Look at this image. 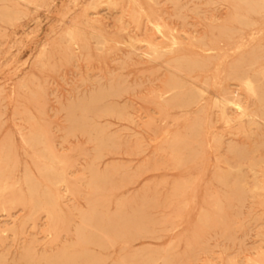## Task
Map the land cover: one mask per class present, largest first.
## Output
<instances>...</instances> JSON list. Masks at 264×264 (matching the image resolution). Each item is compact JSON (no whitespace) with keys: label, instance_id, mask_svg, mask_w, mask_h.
<instances>
[{"label":"rangeland","instance_id":"374dc122","mask_svg":"<svg viewBox=\"0 0 264 264\" xmlns=\"http://www.w3.org/2000/svg\"><path fill=\"white\" fill-rule=\"evenodd\" d=\"M10 2L13 15H0V170L11 166L13 179L0 186V264H264V57L240 66L258 97L230 60L174 61L205 56L196 38L228 23L231 4ZM157 23L175 29L177 53ZM230 96L255 121L232 106L223 114L215 100ZM50 179L63 194L54 212L43 207L53 209Z\"/></svg>","mask_w":264,"mask_h":264},{"label":"bare ground","instance_id":"6f19581e","mask_svg":"<svg viewBox=\"0 0 264 264\" xmlns=\"http://www.w3.org/2000/svg\"><path fill=\"white\" fill-rule=\"evenodd\" d=\"M0 1L3 2V8H2V11L0 12V15L3 16V17L12 16L13 12L15 11L14 4H12L10 2V0H0ZM116 1L117 0H115V2ZM225 1H227V2H229L231 4V6H230L231 20L228 21V23H226L225 25L216 26L215 28L218 29L217 30L218 32L216 31L217 33L214 30H211L209 33H206L205 36H203L201 38H196V41L201 45V47H204L203 54H204L205 51L207 52V54L205 56H200V57L195 58V59H191V56H187V55H177L174 61L178 65H181V64L183 65V63H186L188 66L191 67V64L206 65V63H208L212 59H219L217 61V63L215 62V65L218 64V62H219L218 65H220V63H222V62L226 63L227 60L228 61L230 60V67H231L230 73H231V75L234 76V77L240 78L241 81L244 83L246 89L250 93H252L253 95L258 97L259 96V86L257 85L256 81L254 79H252L251 76L247 75L248 73L240 72V68H241L240 66H241V64H244V63H247V62H256L257 60H259V59L264 57V37H263L262 34H260V31H262L260 27L262 26V23H263L262 21L264 20V0H225ZM133 19H135V18H133ZM136 20H137V18L135 19V21ZM163 23H165V22H163ZM163 25L157 23L154 26H155L156 30L158 32H160L162 34V36L168 40L166 43H169V46H171V49L170 50L167 49V50L170 53H177L179 51V49H176V47L178 45H180V43H181L180 38L175 34L176 32H173L175 29L173 31H167V33H165L164 32L165 31L164 30L165 27ZM263 27L264 26H262V28ZM160 33H158V34H160ZM67 37L69 38V36H67ZM71 38H73V37L71 36ZM71 38H69V39H71ZM71 41H70V44H71ZM192 43H193V41H192ZM164 45H165V43L162 44L163 47H164ZM192 45H188L189 47L188 46L187 47L192 49L191 48ZM150 47L154 50L155 53H159L160 50H161L159 48L160 45L158 47V45H156V44H150ZM194 48H195V46H193V49ZM218 65H217L216 68H219ZM225 68H226V66H225ZM204 74H207V73L205 72ZM212 74H214V73L212 72ZM216 74L218 75V73H216ZM216 74H214V75H216ZM242 75H243V77H242ZM244 75H246V76H244ZM217 77L218 76H216V78ZM212 78H213V76H212ZM214 79H212V81ZM214 81H216V79ZM214 81H213V83H215ZM171 87H172L173 90H177L179 87H181V84H180V82H177V81L174 80L172 85H171ZM202 96H203V92L200 91V93L198 94V97L201 98ZM163 97H165V96H163ZM172 99H175L176 103H178L179 105H185V106L186 105H190L191 101H192L191 100L192 99L191 95H189L187 93L179 94L178 92H176V93H174L172 95ZM259 100H261V99H259ZM206 102H207V100H206ZM215 102L217 103V105H219L220 111L223 114H225L227 107L232 106L238 111L240 117L249 116V117H252V121H255L254 118L257 116V114H255V112L254 113L250 112L247 107H244L242 105V103L240 102V99H234V98H231V96H230V97L227 98V100H225V99L224 100H220V101L215 100ZM199 105H200V103H199ZM209 108L211 109V106ZM237 121H239V120H237ZM78 124L80 125V123H78ZM28 131H30V130H28ZM204 146H206V145H204ZM251 152H253V151H251ZM7 155L8 154L6 152H4L3 156L5 157ZM37 166L35 165V167H37ZM37 169H39V168H37ZM52 170H54V166L52 164H46L44 166V168H43V172H45V173L50 172ZM250 171H252V170H250ZM12 172L13 171H12V167L11 166H7L4 170H0V186L1 187H6V186L9 185L10 181L13 179V173ZM30 174L32 176L33 173L30 172ZM243 178H244V176H243ZM59 182H60V180H58V179H52V180L50 179V182L48 183V198H49V201H50L49 204H51L53 206V209L52 210L48 209V207L46 205H44L43 207H44V209H47L50 212H54V208L59 206V202L61 201L60 199H61V197L63 195L58 189H55V186ZM25 184H26L27 190L29 192L30 198L33 200L34 199V194H35V191H36L35 190V186H34L32 181L28 177L25 179ZM229 198H230V196H229ZM65 215H67V214H65ZM203 220H204V218H203Z\"/></svg>","mask_w":264,"mask_h":264}]
</instances>
